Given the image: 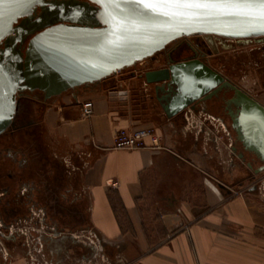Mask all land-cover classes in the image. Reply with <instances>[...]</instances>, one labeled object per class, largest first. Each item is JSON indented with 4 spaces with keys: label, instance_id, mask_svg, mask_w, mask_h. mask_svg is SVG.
<instances>
[{
    "label": "crops",
    "instance_id": "0c3cea01",
    "mask_svg": "<svg viewBox=\"0 0 264 264\" xmlns=\"http://www.w3.org/2000/svg\"><path fill=\"white\" fill-rule=\"evenodd\" d=\"M117 85L40 97L39 138L60 187L43 188L37 208L9 210L6 225L0 216V264H264V173L251 155L239 157L230 117L206 109L169 117L145 83ZM84 100L93 102L87 118ZM139 127L155 130L156 147L148 139L113 147L118 129ZM49 212L61 221L46 222Z\"/></svg>",
    "mask_w": 264,
    "mask_h": 264
},
{
    "label": "water",
    "instance_id": "95a60500",
    "mask_svg": "<svg viewBox=\"0 0 264 264\" xmlns=\"http://www.w3.org/2000/svg\"><path fill=\"white\" fill-rule=\"evenodd\" d=\"M127 6L125 0H35L31 5L24 0H0V134L13 125L21 94L38 91L45 101L101 81L152 57L181 36L264 35V25L251 17H191L182 18L176 30L149 27L132 32L127 42L106 43V36L115 39L112 34H120L114 25L124 19ZM144 11L156 23L168 22L151 9ZM143 80L153 84L154 97L169 117L198 101L232 91L225 108L235 142L241 146L239 157L244 160V153L251 155V161L260 164L256 173L264 172V107L221 72L196 57L170 59L164 67L145 71Z\"/></svg>",
    "mask_w": 264,
    "mask_h": 264
},
{
    "label": "flooded vegetation",
    "instance_id": "af4514ba",
    "mask_svg": "<svg viewBox=\"0 0 264 264\" xmlns=\"http://www.w3.org/2000/svg\"><path fill=\"white\" fill-rule=\"evenodd\" d=\"M37 11H39V8H37ZM223 38L230 39L239 44H242L245 40L248 42L246 44L262 43V54H251V59L248 62L249 66L247 74L249 76L248 83L251 86L250 89L243 90L236 83H232L239 89L245 91L250 98L264 107V35L245 38H227L218 35L210 36L207 34L181 36L169 42L167 44L169 47L154 53L149 61L147 59L145 63L164 61V64H167L170 59L177 61L196 57L209 64V58L219 55L224 48L229 46L225 44L224 40H222ZM259 59H261V61H258ZM228 92L232 95V91L219 93L216 97L196 102L192 108H185V111L189 109H206L211 112L216 111L222 115L225 114L229 117L227 114L228 111L225 108L224 99V96H226ZM24 95L25 96L19 97L18 111L15 115L13 125L9 128L10 131L6 133L5 130V133L3 132L0 134V190L5 192L3 198H0V216L5 225L10 223L8 218L9 215L6 216L7 213H9V210L13 209L17 211H14V214L12 215L13 217H16L20 214V210L23 208H26L27 210L31 207L37 208L42 204V199L39 197L42 189H48V187L52 185L51 181L53 183L58 182L56 188L60 187V180L55 181V179L62 175L59 166L54 159H52V162L50 163L43 145L37 142L36 139L31 142L29 140L32 138V134L35 135L37 132V114L40 108L41 99L38 97L39 95L35 94V92L25 93ZM144 95L150 96L148 93ZM28 99L36 101V111L33 107H29L27 102ZM151 99L152 98L150 97V100ZM231 107L232 110L235 109L233 106ZM13 132H15V134ZM16 134H18V136ZM27 178L29 181L26 180ZM251 179H253V175L248 174L247 180ZM26 182L32 184L30 192L25 195H20L19 189L21 185ZM52 187L54 186L52 185ZM54 197L55 196L53 195L52 197H49V199H55ZM49 199L47 198L46 200ZM69 213L62 216L67 223H70L68 220L70 217ZM44 218L46 219V222L54 225L61 221V217L53 212L45 213Z\"/></svg>",
    "mask_w": 264,
    "mask_h": 264
},
{
    "label": "snow or ice",
    "instance_id": "6c2138e0",
    "mask_svg": "<svg viewBox=\"0 0 264 264\" xmlns=\"http://www.w3.org/2000/svg\"><path fill=\"white\" fill-rule=\"evenodd\" d=\"M24 2L31 5L35 0H24ZM114 2L115 0H105V3ZM125 2L128 6L123 10L124 19L114 25L120 34L113 33L115 39L106 36L105 42L108 44L127 42L132 32L144 28L176 30L182 18L251 17L253 22L264 25V0H125ZM116 6L119 7V4ZM144 9H151L153 13L167 17L168 22H154L147 17Z\"/></svg>",
    "mask_w": 264,
    "mask_h": 264
},
{
    "label": "rangeland",
    "instance_id": "374dc122",
    "mask_svg": "<svg viewBox=\"0 0 264 264\" xmlns=\"http://www.w3.org/2000/svg\"><path fill=\"white\" fill-rule=\"evenodd\" d=\"M86 21H89V20H86ZM27 38H25V40L23 41V44H25ZM222 40H224L225 44L229 46L227 48H224V50H222L219 55L209 58L208 60L209 65L215 70L221 72L229 81L239 85L243 90L250 89L251 86L248 83L249 76L247 74V70L249 66L248 62L251 59L250 58L251 54L253 53L259 54V55L262 54L261 52L262 43L246 44L248 42H246L245 40V42H243L242 44H239L234 41H231L230 39L223 38ZM167 47L169 46L167 45L165 48ZM147 59L149 61L150 57L143 59L141 61H137L134 64L124 67L118 70L116 73L111 74L110 76L106 77L105 79L107 80V84L108 85H112V84L119 85L120 82L122 81L121 85L119 86L117 85L118 89L132 88V87H135L136 84L139 82H140V85H142L144 83L143 73L145 71L150 70V69L164 67L167 65L166 63L164 64V61H155V62L145 63ZM258 61H261V59H259ZM143 87H145L143 88V92L148 93L150 97L155 101L153 84H145ZM226 95L228 97L231 95V93L228 92V94ZM131 97L132 96H130V100H131ZM134 118H139V117H134ZM225 121L226 123L228 122L227 118L225 119ZM16 135L18 136V134ZM222 138L223 140H226L225 135H223ZM256 163L259 164V162H256Z\"/></svg>",
    "mask_w": 264,
    "mask_h": 264
},
{
    "label": "built area",
    "instance_id": "2783aa9c",
    "mask_svg": "<svg viewBox=\"0 0 264 264\" xmlns=\"http://www.w3.org/2000/svg\"><path fill=\"white\" fill-rule=\"evenodd\" d=\"M80 112L82 117L87 118L92 115V100H84L80 103ZM150 140L152 146L158 145V136L152 127H139L135 129H118L114 134V148H142L146 146V140Z\"/></svg>",
    "mask_w": 264,
    "mask_h": 264
},
{
    "label": "trees",
    "instance_id": "16d2710c",
    "mask_svg": "<svg viewBox=\"0 0 264 264\" xmlns=\"http://www.w3.org/2000/svg\"><path fill=\"white\" fill-rule=\"evenodd\" d=\"M35 94L39 95V96H38L39 98L42 96L41 93L38 92V91H35ZM22 96H25V95H24V94H21L20 97H22ZM27 102H28V104H29V107H33L34 110L36 111V107H35L36 104H37L36 101H34V100H32V99H28ZM34 110H33V111H34ZM37 120H38V118H37ZM9 131H10L9 128L6 129V133L9 132ZM39 131H40V128H39V125H38V126H37V132L35 133V135L32 134V138L29 139L30 142H31L32 140L36 139L37 142L41 143L40 138H39ZM4 133H5V132H4ZM13 133L15 134V132H13Z\"/></svg>",
    "mask_w": 264,
    "mask_h": 264
}]
</instances>
